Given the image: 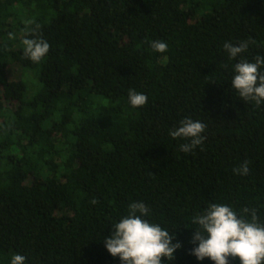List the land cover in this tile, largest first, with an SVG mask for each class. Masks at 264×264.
Segmentation results:
<instances>
[{
  "label": "trees",
  "instance_id": "16d2710c",
  "mask_svg": "<svg viewBox=\"0 0 264 264\" xmlns=\"http://www.w3.org/2000/svg\"><path fill=\"white\" fill-rule=\"evenodd\" d=\"M29 20L50 45L40 63ZM243 41L248 62L264 56V0H0V264H121L103 242L133 202L182 245L163 264H212L185 227L211 203L264 223V104L231 87L223 48ZM188 118L205 139L184 153L170 132Z\"/></svg>",
  "mask_w": 264,
  "mask_h": 264
},
{
  "label": "clouds",
  "instance_id": "9594fccd",
  "mask_svg": "<svg viewBox=\"0 0 264 264\" xmlns=\"http://www.w3.org/2000/svg\"><path fill=\"white\" fill-rule=\"evenodd\" d=\"M28 28L25 38L21 41L25 58L33 63H40L48 54L50 45L40 38V25L34 20L26 22ZM32 37V38H28ZM14 34H9L13 39ZM255 43V41H251ZM151 48L157 53L167 51L168 45L160 40L151 41ZM229 59L239 61L234 65V76L231 87L235 89L243 101H254L257 106L264 104V56L257 55L254 62H248L242 54L249 48V41L240 42L237 46L225 43ZM129 104L142 107L148 97L130 89ZM205 125L190 118L180 122V126L170 132L173 139L188 140L182 143L179 150L189 153L204 142ZM234 174L247 176L250 169L247 161L233 169ZM96 204L93 199L90 201ZM150 209L143 202L129 205L128 214L119 222L111 225L112 232L104 239V247L113 258H119L121 264H163L166 259H175V252L182 247L175 234L162 228L157 223L146 219ZM250 215V219L247 217ZM193 230L189 243L193 245L189 254L198 261L209 259L212 264H264V223L259 222L256 211L247 207L238 213L232 207L222 203H211L200 214L192 217ZM26 257L14 254L11 264H25Z\"/></svg>",
  "mask_w": 264,
  "mask_h": 264
},
{
  "label": "rangeland",
  "instance_id": "374dc122",
  "mask_svg": "<svg viewBox=\"0 0 264 264\" xmlns=\"http://www.w3.org/2000/svg\"><path fill=\"white\" fill-rule=\"evenodd\" d=\"M21 69L18 65L10 67L9 76L12 79H18L21 76Z\"/></svg>",
  "mask_w": 264,
  "mask_h": 264
}]
</instances>
